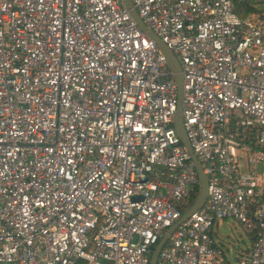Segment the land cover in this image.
<instances>
[{"label":"built area","instance_id":"obj_1","mask_svg":"<svg viewBox=\"0 0 264 264\" xmlns=\"http://www.w3.org/2000/svg\"><path fill=\"white\" fill-rule=\"evenodd\" d=\"M130 2L207 182L155 264H264V0ZM175 108L122 0H0V264H149L198 191Z\"/></svg>","mask_w":264,"mask_h":264},{"label":"water","instance_id":"obj_2","mask_svg":"<svg viewBox=\"0 0 264 264\" xmlns=\"http://www.w3.org/2000/svg\"><path fill=\"white\" fill-rule=\"evenodd\" d=\"M122 4H123L124 9L127 11L129 17L135 23V25L140 29V31L143 32L144 35H146L149 39H151L154 42V44L157 46V48L160 50V52L165 58L167 67L171 72L172 79L176 86V108H175V114L173 117V127H174L177 137L179 138L181 144L185 148L189 156V159L193 164V167L196 171L197 178H198V191L191 205L182 213L181 217L179 218L177 222H175L172 226H170L169 228L165 230V232L159 238L157 243L154 245L150 253L149 264H155L157 252L161 248V246L164 244L166 239L169 237V234L171 233L173 228L178 223L186 219V217L192 211L198 208L205 200L207 182H206V177L203 174L198 161L196 160L195 156L191 152V148L189 146L188 140L185 136V133L182 127V117H181V112H180L181 111V96H182V75L180 73L179 63L176 60L175 56L172 54V52L159 39V37L142 23L141 19L139 18L135 9L133 8L130 0H122Z\"/></svg>","mask_w":264,"mask_h":264},{"label":"rangeland","instance_id":"obj_3","mask_svg":"<svg viewBox=\"0 0 264 264\" xmlns=\"http://www.w3.org/2000/svg\"><path fill=\"white\" fill-rule=\"evenodd\" d=\"M210 229L215 244L223 249L227 258H233L237 248L250 244L247 234L231 219L220 220Z\"/></svg>","mask_w":264,"mask_h":264},{"label":"trees","instance_id":"obj_4","mask_svg":"<svg viewBox=\"0 0 264 264\" xmlns=\"http://www.w3.org/2000/svg\"><path fill=\"white\" fill-rule=\"evenodd\" d=\"M237 8L243 9V13L254 11V7L251 5V3H239L237 5ZM247 235L250 242L252 240V237L249 233ZM244 251H246V249H244Z\"/></svg>","mask_w":264,"mask_h":264},{"label":"crops","instance_id":"obj_5","mask_svg":"<svg viewBox=\"0 0 264 264\" xmlns=\"http://www.w3.org/2000/svg\"><path fill=\"white\" fill-rule=\"evenodd\" d=\"M248 236V235H247ZM249 246V245H248ZM247 248V247H246ZM246 248H238V249H246Z\"/></svg>","mask_w":264,"mask_h":264}]
</instances>
